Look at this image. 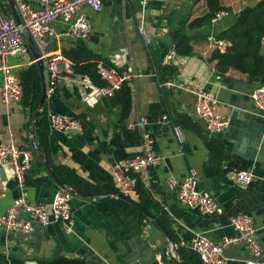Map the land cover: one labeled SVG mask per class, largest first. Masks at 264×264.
Segmentation results:
<instances>
[{
  "label": "crops",
  "instance_id": "crops-1",
  "mask_svg": "<svg viewBox=\"0 0 264 264\" xmlns=\"http://www.w3.org/2000/svg\"><path fill=\"white\" fill-rule=\"evenodd\" d=\"M24 1L34 9L41 8V0ZM220 1L231 12L220 21L213 20L211 25L187 29L193 47V54L188 57L177 54L172 34L182 21L204 16L208 11L206 0H146L145 6L143 0H103L100 12L82 8L91 25L86 39L67 36V25L55 21L52 27L60 36L47 39L49 55H63L65 50L80 47L96 65L102 62L119 72L129 71L141 77L128 84L132 89V111L122 122L121 106L102 97L99 87L89 78L59 63L56 93L46 100V114L68 115L82 124L83 131L59 133L49 127V139L60 150L48 162L60 181V174L67 171L106 192H114L118 188L109 175L112 163L117 160L111 144L113 138L123 135L125 130L136 132L137 138L125 144L126 154L133 157L142 153L144 136L148 135L162 161L143 171L140 183L146 197L154 203L157 218L175 236L177 249L186 248L183 244L187 245L197 234L215 243L234 236L229 218L243 214L253 219L258 242L264 250V118L251 98L260 83L250 81L247 74L234 69L218 73L217 61L210 59L212 53L216 48L230 51V45L220 47L209 41L229 29L244 7L261 0ZM154 38L158 40L151 45ZM24 42L28 54L10 57L8 61L17 71L29 67L39 53L28 35L24 36ZM261 54L264 57V40ZM45 72L47 79L46 67ZM2 77L0 70V84ZM181 87L206 90L217 100L219 112L230 121L223 134L208 136L205 126L194 117V95ZM35 114L22 103L6 105L0 97V145L9 143L13 135L20 147L33 152L25 173L27 198L49 206L61 187L32 148ZM165 116L167 121L163 120ZM142 118L146 119L144 125L129 127ZM175 127L182 131V142ZM209 138L218 141L225 153L219 171L207 148ZM36 141L39 145L37 136ZM191 169L199 175L200 188L210 192L223 208L222 215H202L179 204L168 181L170 178L182 181ZM239 171L252 172L254 181L245 188L238 187ZM19 195L12 169H0V217ZM73 196L71 229L63 224L44 227L35 222L28 235L0 229V264H171L162 253L166 237L151 221L125 211L104 214L98 207L102 199ZM225 256L227 264H245L250 253L240 244L227 249Z\"/></svg>",
  "mask_w": 264,
  "mask_h": 264
},
{
  "label": "built area",
  "instance_id": "built-area-1",
  "mask_svg": "<svg viewBox=\"0 0 264 264\" xmlns=\"http://www.w3.org/2000/svg\"><path fill=\"white\" fill-rule=\"evenodd\" d=\"M15 2L22 22L19 26L12 15L4 12L5 0H0V70L3 75L0 97L6 105L21 103L23 100L24 91L20 76L22 70L12 69L8 61L10 57L28 54L29 49L24 42V36H30L39 51V59L44 61L48 72L47 98H51L56 93L59 79L58 64L65 63L66 69H71V63L62 54H48L47 39L60 36L56 34L52 24L60 20L67 25V36L86 39L90 35L91 25L88 16L82 13V8L89 7L94 12H100L103 8V0H53L52 3L48 0H41L40 9H34L24 0H15ZM143 5H146V0H143ZM227 15L226 11L219 12L214 22L222 20ZM141 32L145 36L146 44H149L143 28ZM209 41L220 47L224 45L223 42H216L214 37H210ZM36 61H31L29 66L35 64ZM96 73L105 83L103 87H99V92L106 99L115 98L125 84H130L141 77L140 74L129 71L119 72L102 62L96 65ZM181 88L194 95V117L205 126L208 136L215 137L223 134L229 127L230 121L219 112L217 100L206 90L192 91ZM251 98L261 117L264 118V85L254 89ZM163 120L167 121V117H163ZM48 123L50 130L54 132L83 131L82 124L78 120L64 114H49ZM145 123L146 119L142 118L138 124H132L129 127L136 128ZM174 130L178 140L182 142V131L179 127H175ZM142 147L141 154L115 160L109 169V175L115 181L118 190L124 194L133 193L140 182V174L162 161V158L154 152L153 141L148 135L144 136ZM32 160L33 152L20 147L13 135L9 143L0 145V169L11 168L20 189L19 197L0 217V229L28 235L34 229V222L44 227L54 223L63 224L71 229L73 226V194L61 188L54 194L49 206L28 200L25 173L30 168ZM254 179L255 176L250 171L236 173V183L240 188L247 187ZM168 184L182 206L206 216L224 213L223 208L212 194L200 188V178L195 169H191L182 181L170 178ZM22 215H26L27 218H23ZM229 222L235 231L234 236L224 237L219 243H215L205 235L197 234L187 245L183 244V246L199 256L202 264H227L225 251L232 246L243 244L250 253L245 264H264V250L258 242V230L253 219L247 215L238 214L231 216Z\"/></svg>",
  "mask_w": 264,
  "mask_h": 264
},
{
  "label": "trees",
  "instance_id": "trees-1",
  "mask_svg": "<svg viewBox=\"0 0 264 264\" xmlns=\"http://www.w3.org/2000/svg\"><path fill=\"white\" fill-rule=\"evenodd\" d=\"M207 13L192 21L188 19L182 21L179 29L172 34L175 50L179 56L188 57L193 54L191 38L186 35L187 29H199L211 25L216 15L221 11L231 12L230 8L224 7L220 0H206ZM3 10L6 14L11 15L7 5H3ZM216 42H223L230 45V51H222L221 48H216L212 53L211 60L217 61L216 70L220 74L226 73L229 69L237 70L243 74H247L250 81H257L260 85H264V57L261 54V47L264 40V0H261L254 7L246 6L239 13L236 22L227 30L214 36ZM63 56L70 61L71 69L75 74H80L89 78L98 87H103L104 82L96 73V63L90 62V57L87 56L83 48H75L69 51H63ZM24 96L22 104L25 107H30L33 113H36L42 95V77L39 66L35 63L23 69L20 73ZM112 104L122 107V122L126 121L132 111V89L128 84H125L115 98L112 99ZM48 115L45 107L39 121V126L36 130V136L40 147L46 150L48 158L51 160L52 154H56L60 148L52 145L48 136L49 124ZM137 138V133L125 130L123 135H117L113 138L111 144L114 148L115 158L122 160L128 158L126 154L125 144ZM207 148L215 160L217 171L220 170L224 159V150L219 142L214 139H207ZM59 174V173H58ZM62 182L68 187L87 193L104 194L105 190L92 184L91 182L81 178L80 176L71 173L63 172L60 174ZM115 193L124 195L138 202L146 211L154 216H158L154 210L155 206L150 201L144 191L143 185L139 182L134 193L124 194L118 189H113ZM98 207L104 214H114L119 211H125L129 215L148 221L147 217L141 212L133 208L128 202L108 198L98 201ZM164 225L165 222L158 218ZM173 235V234H172ZM177 242L175 236H173ZM178 257L185 264H202L199 256L193 254L189 249L180 247L177 250Z\"/></svg>",
  "mask_w": 264,
  "mask_h": 264
},
{
  "label": "water",
  "instance_id": "water-1",
  "mask_svg": "<svg viewBox=\"0 0 264 264\" xmlns=\"http://www.w3.org/2000/svg\"><path fill=\"white\" fill-rule=\"evenodd\" d=\"M5 3L8 7V9L10 10V13H11L13 19L15 20L16 24L18 26L21 25L22 22H21L18 7H17L15 0H5ZM255 5L256 4L253 3L250 5V7H254ZM28 38L31 40L33 47L36 48L35 44L33 43L32 39L30 38L29 35H28ZM157 40H158L157 38L152 39L150 41V44L153 45ZM159 40L162 41V39H159ZM228 50H229V48H228ZM39 58H40V54L37 53L35 55V60H37L36 64L39 66L40 74L42 77V95H41V101H40L39 107H38L36 114H35L34 129L32 131L31 144H32V148H33L34 152L44 161L46 168L50 171V173L52 174L54 179L57 181V183L60 185V187L63 188L64 190L70 192L71 194L80 196L82 198H92V199H106V198H110V197H115L117 199H121V200L128 202L133 208H135L136 210L141 212L143 215H145L149 221H151L154 225L159 227V229L163 232V234L166 237L167 243L162 248V253L166 257V259L171 264H185L176 255L178 249H177L176 242H175L174 237L171 234V232L159 221V219L156 216H154L151 213H149L148 211H146V209H144L138 202H136L135 200L128 198L124 195L114 193V192H106L104 194H93V193H87V192H83V191H79V190H74V189L68 187L67 185H65L62 181H60L57 178V176L52 172L51 167H50L49 162H48L47 153H46L45 149H43L42 147H40L38 145V143L36 141V136H35V130L39 126V121H40V118L42 115V110H43L45 103H46V100H47V82H46L45 64H44V61L40 60Z\"/></svg>",
  "mask_w": 264,
  "mask_h": 264
},
{
  "label": "rangeland",
  "instance_id": "rangeland-1",
  "mask_svg": "<svg viewBox=\"0 0 264 264\" xmlns=\"http://www.w3.org/2000/svg\"><path fill=\"white\" fill-rule=\"evenodd\" d=\"M150 223V222H149Z\"/></svg>",
  "mask_w": 264,
  "mask_h": 264
}]
</instances>
